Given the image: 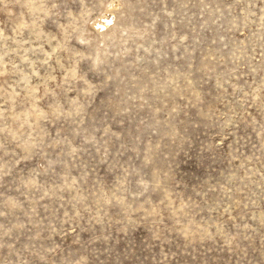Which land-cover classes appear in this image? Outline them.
<instances>
[{
  "label": "rangeland",
  "instance_id": "374dc122",
  "mask_svg": "<svg viewBox=\"0 0 264 264\" xmlns=\"http://www.w3.org/2000/svg\"><path fill=\"white\" fill-rule=\"evenodd\" d=\"M0 264H264V0H0Z\"/></svg>",
  "mask_w": 264,
  "mask_h": 264
},
{
  "label": "bare ground",
  "instance_id": "6f19581e",
  "mask_svg": "<svg viewBox=\"0 0 264 264\" xmlns=\"http://www.w3.org/2000/svg\"><path fill=\"white\" fill-rule=\"evenodd\" d=\"M111 2H112V1H111ZM111 2H110V3H111ZM110 3H109V5H110ZM112 3H113V2H112ZM110 7H111V6H110ZM105 15H106V14H105ZM100 18H101V17H100ZM103 18H105V16H104ZM105 22H106V20H105ZM99 24H103V23H99Z\"/></svg>",
  "mask_w": 264,
  "mask_h": 264
}]
</instances>
